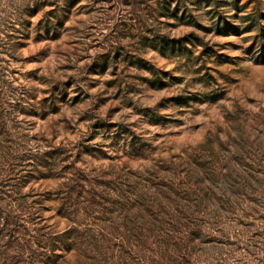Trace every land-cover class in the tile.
<instances>
[{"label":"rangeland","instance_id":"obj_1","mask_svg":"<svg viewBox=\"0 0 264 264\" xmlns=\"http://www.w3.org/2000/svg\"><path fill=\"white\" fill-rule=\"evenodd\" d=\"M0 69V174L21 185L0 215L28 221L14 250L71 227L99 246L86 264H139L119 203L138 194L166 211L153 224L193 230L158 242L181 252L163 264H264V0H0Z\"/></svg>","mask_w":264,"mask_h":264},{"label":"trees","instance_id":"obj_2","mask_svg":"<svg viewBox=\"0 0 264 264\" xmlns=\"http://www.w3.org/2000/svg\"><path fill=\"white\" fill-rule=\"evenodd\" d=\"M3 70L0 69V91H2L3 87H2V83H3ZM2 109V107L0 108ZM2 134V133H0ZM3 142V141H2ZM0 153H1V149H0ZM0 161H2V164L5 168V165L7 164L6 160H3V153L0 154ZM25 176V175H24ZM11 175L7 174V173H3L0 174V192L3 190V188H10L13 187V191L14 189H18L20 188V183L17 182L14 185H10L9 183L11 182ZM17 181H20L21 177L17 176ZM10 191V190H7ZM16 195L18 197V199H23L25 196H21L18 192V190H15ZM68 192H65V194H67ZM81 192H77V194H80ZM120 197L122 198L124 196V193H122L121 191L117 192ZM134 195V199L131 197H125V200H121L120 206H123V208H125L126 206H128L130 209L136 207V218L139 219L140 224L134 228H132V230L135 232V242L133 244L134 249L133 250V254L135 257V259H137L139 264H143L141 263V260L143 258L142 255V249L144 248V239H148L150 237H153L152 242L153 244H156V248H155V252L152 251V254L157 256L159 258L160 263L157 261V264H163L162 262L165 261H174L177 258H180V253L176 254L174 251L177 250L178 245L176 241L173 240H169L171 239L170 236L173 235V233L179 235V236H175V238L179 239V241L185 237V238H189L191 235H193V230H185L184 232L175 229L173 226L169 227H163L161 225H155L152 222H156L157 218L154 217L155 212L158 211V213H162L165 214L166 211L164 212L163 210H161V208H157L155 210V212L151 209H149L150 207L138 202V194H133ZM140 197H144V195H140ZM17 199V200H18ZM154 203V201H152ZM153 206V205H152ZM60 210L62 209H58V211L60 212ZM17 212V211H16ZM57 212V214L62 215L61 213ZM18 213V214H17ZM14 212V215H12V217L10 218V212H2V216L0 215V249L2 250H8V251H12L13 255L12 258L14 257H23L24 255H28L26 258L30 257L31 255H36L37 257H35L33 259V263L34 264H47V257L49 256H67V255H76L78 257L77 262L82 264H86V262L83 260H89V259H95L96 256L95 254L98 250V247L96 243L90 244L88 248H83L80 247L79 244H77L76 242L79 241V235L78 232H76L77 230L74 228H69V229H65L63 231H61L60 233L51 235L50 233H46L43 234L41 236V239L43 240H39L37 238H35L34 241H32V243L29 245V247H26L25 245H21L19 244L18 246H16V250H14L12 248V246H10L13 243V240H19V236H18V228H20L21 223L25 224L26 222H28L24 215L21 212ZM1 214V211H0ZM193 213L190 212L188 215L189 217H191ZM42 220H44L45 218H40ZM41 220L38 222L40 223ZM49 225V224H48ZM146 225V227H145ZM151 226V227H149ZM45 228V227H44ZM144 230V232L142 233V231ZM164 236H168L170 237L168 240H164L161 241L162 243H158L162 238H164ZM22 242H25L24 238L22 239ZM23 246V247H22ZM171 247L174 248V250H172ZM148 250H150L149 248H147ZM39 250V252L37 251ZM60 251V252H57ZM173 251L174 254L176 255L175 258H167V253L168 251ZM38 252V253H37ZM100 252V251H99ZM100 257L101 254H98ZM11 258V259H12ZM82 259V260H81ZM102 259V258H100Z\"/></svg>","mask_w":264,"mask_h":264}]
</instances>
